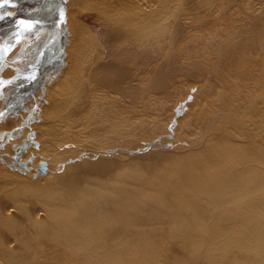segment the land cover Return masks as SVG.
Wrapping results in <instances>:
<instances>
[{
  "label": "bare ground",
  "instance_id": "1",
  "mask_svg": "<svg viewBox=\"0 0 264 264\" xmlns=\"http://www.w3.org/2000/svg\"><path fill=\"white\" fill-rule=\"evenodd\" d=\"M97 1L75 0L74 6L97 8L116 31L136 37L151 31L180 52H192L177 62L178 52L168 49L166 69L155 66L150 83L140 88L143 101L149 90L171 95L167 74L175 69L199 90L181 97L179 127L171 133L156 132L150 122L118 124L124 108L111 100L101 112L106 121H93L103 137L59 152L49 133L50 157H39L50 161H43L44 171L16 176L3 169L8 178H0V264H264V0ZM242 13L250 25L238 27ZM167 17L171 29L160 33L157 23ZM215 23V35L225 37L210 45L200 63L198 33ZM66 26L63 63L44 85L42 109L71 85L73 94L61 103L74 100L80 107L89 79L137 100L135 84L122 82L125 73L115 72L113 60L92 68L85 63L88 33L77 20L67 18ZM51 28L40 27L32 40H45ZM12 69L0 60V80L19 76ZM171 82L180 88L175 77ZM56 86L61 93L51 92ZM14 124L0 125V133Z\"/></svg>",
  "mask_w": 264,
  "mask_h": 264
},
{
  "label": "rangeland",
  "instance_id": "2",
  "mask_svg": "<svg viewBox=\"0 0 264 264\" xmlns=\"http://www.w3.org/2000/svg\"><path fill=\"white\" fill-rule=\"evenodd\" d=\"M26 1L28 0H10L5 10L17 11L23 5L22 3ZM74 1L75 0H68L65 2V20L62 23L64 43L67 41L66 20L67 18L73 17L84 29L83 32L85 34L88 33V51L85 56V63H88L92 68L103 60H113L115 62L114 64L112 61L115 72L119 70L125 73L123 79H121L122 77L120 78L122 82L129 87L135 84V90L138 93L141 87L150 83V71L152 72L155 66L157 67L160 65V67L163 66L166 69V53L168 51L171 52L172 50H176L178 52L177 62L185 60V58L188 59L192 55V52H180V48H175L174 42L169 41L167 38L162 37V39L159 36H153L152 33H150L151 31L145 32L144 35H141L142 37H140V35L138 37L132 36V32H125L119 28L116 31L115 26L112 24L113 22L111 23L110 20L104 17L100 18V13L97 8L92 6H84L81 8V3L76 8L74 6ZM100 1L103 0H98L97 3L94 4L97 5ZM145 2H147V0H143L142 3ZM151 2L154 3V0ZM17 3L21 4L19 8L16 7ZM149 6L153 5L144 7L148 9ZM27 9V7L23 8V10ZM156 11L160 14H164L158 8L155 12ZM167 22L168 24H166ZM157 24L159 25L157 30L160 33L164 31L166 34V31L168 33L171 29L172 19L167 17L163 22L158 21ZM236 24L238 27L242 24L250 25L248 15L245 13L239 15ZM22 26H24V24L19 22V24L16 23L10 28L2 30L0 33V60H5L13 66L12 74L13 72H18L19 74V76L12 81L4 83V81L0 80V91L3 88V91L0 92V94L3 95H0V113L5 110L16 93L28 89L29 86L33 84L37 78L35 73L38 65L48 54L53 52L56 46L57 38L54 34V26L47 25L52 28L50 30L51 35L45 38V40H32L35 32L42 26H35L28 30L25 29L21 31L18 28ZM112 26L114 27L112 28ZM143 27L144 25H142V28ZM215 28H220L217 23L213 24L211 31L204 34L198 33V36L203 42V46L201 47L203 49L202 55L199 56V58H201L200 63L207 60L204 55L209 50L210 45L215 44V42L221 43L225 37L224 34L215 35ZM158 35L162 36V34ZM110 37L113 39H109ZM131 37L132 39L130 40ZM23 39L25 40L22 41ZM20 40L22 41L20 45L17 47L14 46L15 42ZM110 43H112V46L114 45L113 48H110L112 47ZM107 45L110 47H107ZM3 47H5V49H3ZM92 54H94V56H92ZM63 57L64 52L62 51L59 58L54 60L51 65L42 72L40 86L35 91L34 95L26 98L22 104L21 101L18 102L17 111L0 122V125H11L17 121L14 125L4 128V131L0 133V166L2 167L0 168V170H2L0 178H8L4 170L16 176L37 175L38 171H44L47 165L42 164L43 161L49 162V164L50 161L39 159V157L42 152L43 154L48 153L49 156L50 144L47 139L49 133H52L58 139L56 147L59 152L79 148V143L85 142L90 138L95 137L99 139L103 137L104 134L97 130L93 125V121L99 120L100 118H102L104 122L106 121L108 115H103L101 112L105 103L111 100L121 102L124 108L118 114V124L122 126L127 125L129 127H140L148 126V122H150L154 123L152 126L155 128L156 132L165 129V132L171 133L179 127L177 123L179 119L175 116V111L182 102L181 97L186 95L188 99H190L189 96L196 95L199 90L194 86V83H190L189 80H183V76L179 69H175L167 74L169 78L167 88L171 95H167L164 90H149V97L144 101V98H141L144 97V95H141V93L136 96L137 100H132L125 97L118 87H108L89 79L86 91L84 92L85 98L79 102L80 107L77 106V101L74 100L64 106L61 103L63 97L68 92L73 94L75 86L71 85L66 87V92H64L65 94L63 96H59L58 98L54 96L53 105L46 106L47 111H45L42 109L43 104H45L42 100L44 85H46L52 74H54L57 68L63 63ZM141 70L144 71L141 72ZM145 70L149 72V75H142ZM140 73L142 82L138 84L137 77ZM11 75L5 79H9ZM86 77V74H84L83 78ZM172 77H175L181 83L179 89L172 84ZM60 91L58 86L53 87L51 90L52 93H61ZM204 91L205 90H203L202 93ZM46 103H48V101ZM20 104L21 106H19ZM165 115L167 116L165 117ZM65 119L68 120L67 125H63ZM158 135L159 134L156 133V136ZM4 147L5 152L2 151ZM80 149L81 152H83V149Z\"/></svg>",
  "mask_w": 264,
  "mask_h": 264
},
{
  "label": "flooded vegetation",
  "instance_id": "3",
  "mask_svg": "<svg viewBox=\"0 0 264 264\" xmlns=\"http://www.w3.org/2000/svg\"><path fill=\"white\" fill-rule=\"evenodd\" d=\"M43 3V0H28L25 3L23 2L22 6L20 3L16 4V7H20L17 11L15 10H3L0 11V33L2 30H6L11 26L15 25L16 23L22 22L24 26L19 27L21 31L25 29L28 30L35 26H47L52 25L54 26V34L56 35V19L60 16L62 12V0H48L43 7L40 5ZM47 5V6H46ZM24 7H27V10H23ZM24 11V12H22ZM32 11H39V13L34 14L32 20H23L19 19L18 17L24 16ZM51 13V14H49ZM39 14V15H38ZM45 14V16H44ZM49 14V15H48ZM47 15V16H46ZM37 21V22H36ZM13 22V24H11ZM42 22V23H41ZM11 24V25H10ZM24 28V29H23ZM57 36V35H56ZM54 38V37H52ZM51 38V39H52Z\"/></svg>",
  "mask_w": 264,
  "mask_h": 264
},
{
  "label": "water",
  "instance_id": "4",
  "mask_svg": "<svg viewBox=\"0 0 264 264\" xmlns=\"http://www.w3.org/2000/svg\"><path fill=\"white\" fill-rule=\"evenodd\" d=\"M10 0H0V5H3L2 7H0V11L2 9H4L5 7H7L8 3ZM48 0H43V3L40 5V7H43L44 4H46ZM62 12L60 14V16L56 19V34H57V42H56V46L55 49L53 50V52H51L50 54H48L43 60L42 62L38 65L37 69H36V80L33 82V84L31 86H29L28 89L20 91L18 93H16L14 95V97L12 98L11 102L8 104V106L5 108L4 111H2L0 113V122L4 121L5 119H7L12 113L16 112L18 109V102L21 101L22 102L32 96L35 91L39 88L40 83H41V74L42 72L51 65V63L58 59L59 56L62 53L63 50V46H64V33L63 30L61 29V23L65 20V0H62ZM39 13V11H32L29 12L28 14L24 15V16H20L18 17L19 19H23V20H32L33 17L35 16L34 14ZM13 24V22L11 23ZM10 24V25H11ZM24 29V28H23ZM21 104L19 106H21Z\"/></svg>",
  "mask_w": 264,
  "mask_h": 264
},
{
  "label": "snow or ice",
  "instance_id": "5",
  "mask_svg": "<svg viewBox=\"0 0 264 264\" xmlns=\"http://www.w3.org/2000/svg\"><path fill=\"white\" fill-rule=\"evenodd\" d=\"M3 5H0V7H2ZM0 18H2V17H0Z\"/></svg>",
  "mask_w": 264,
  "mask_h": 264
}]
</instances>
